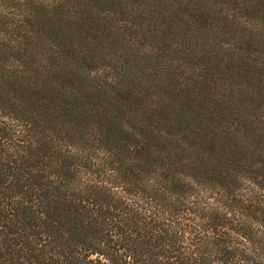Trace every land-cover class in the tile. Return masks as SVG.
<instances>
[{"label": "trees", "instance_id": "16d2710c", "mask_svg": "<svg viewBox=\"0 0 264 264\" xmlns=\"http://www.w3.org/2000/svg\"><path fill=\"white\" fill-rule=\"evenodd\" d=\"M0 264H264V0H0Z\"/></svg>", "mask_w": 264, "mask_h": 264}, {"label": "rangeland", "instance_id": "374dc122", "mask_svg": "<svg viewBox=\"0 0 264 264\" xmlns=\"http://www.w3.org/2000/svg\"><path fill=\"white\" fill-rule=\"evenodd\" d=\"M23 1H26V0H23Z\"/></svg>", "mask_w": 264, "mask_h": 264}]
</instances>
